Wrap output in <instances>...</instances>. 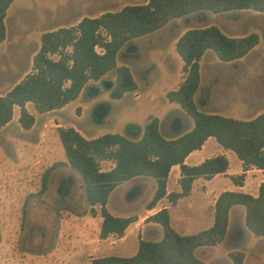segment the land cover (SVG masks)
<instances>
[{"label": "trees", "instance_id": "1", "mask_svg": "<svg viewBox=\"0 0 264 264\" xmlns=\"http://www.w3.org/2000/svg\"><path fill=\"white\" fill-rule=\"evenodd\" d=\"M13 1L0 0V42L6 38L5 17ZM249 9L264 12V0H148L126 4L117 11H104L98 16H83L74 25L44 31L40 47L33 56L32 70L0 95V129L12 120L15 106L20 109L18 123L30 129L35 124V116L27 109V103L40 113L60 109L77 99L84 88L93 89L87 86L91 80L97 81L106 75L114 78L110 97L121 98L138 87L131 69L117 63V56L125 45L166 27L176 18L199 14L205 21L208 12L232 15ZM259 40L257 33L228 36L216 25L191 27L178 36L175 50L183 61L185 75L177 88L166 93V98L181 106L193 120V126L177 136L164 137L159 130V119L154 116L149 117L143 127L128 123V135L108 132L86 138L73 126L58 128L66 161L52 167L68 165L79 173L90 214L95 215V206H100V238L109 234L123 236L128 225L137 219L115 216L107 209L109 195L119 184L135 177L153 178L156 189L146 207L152 209L163 197L175 204L188 195L197 177L209 179L225 173L229 162L224 154L206 158L197 165L184 162L186 156L201 149L210 136L241 160L242 173L231 177L235 184L243 185L247 170L264 169V112L251 119H239L204 112L194 100L201 77L199 61L208 49L213 50L219 60L230 62L245 56ZM98 93L99 89L94 88L91 95ZM177 122L179 130L183 131L186 119L178 117ZM102 160H112L114 166L102 170ZM176 164L180 167L181 191L168 193L167 178ZM49 171L42 175L41 189L46 186ZM234 205L245 207V224L249 231L263 236L264 180L256 196L242 191L221 192L214 206L213 225L194 234H179L170 224L169 210L161 208L146 218L161 225V239L140 238L134 255L92 257L90 264H205L194 252L200 246L216 245L224 239L229 210ZM230 256L234 264H242V252H232Z\"/></svg>", "mask_w": 264, "mask_h": 264}, {"label": "rangeland", "instance_id": "2", "mask_svg": "<svg viewBox=\"0 0 264 264\" xmlns=\"http://www.w3.org/2000/svg\"><path fill=\"white\" fill-rule=\"evenodd\" d=\"M145 1L15 0L7 12L5 23L11 40L16 43L10 46L0 44V81L4 82L0 85V94L5 93L11 86V83H5V81L10 69L15 67L13 58L17 67L23 68L28 52L33 45L40 42V36L44 31L74 25L83 16L99 15L104 11H117L126 4ZM196 25L195 21L186 17L176 18L166 27L153 34L139 37L120 50L117 57L118 65H127L131 69L134 78L140 84L141 91L144 90L146 81L152 82L149 90L154 99L153 102L148 100L145 92L137 103L133 101L132 93L126 98L116 100L115 104L108 102L109 100H106V98L110 99L108 85L113 83L114 78L112 75H106L97 81L91 80L87 85L92 86L93 89H99L98 96L91 95L93 89L85 88L78 100L60 114L51 112L42 116L31 103H28L27 106L38 118L36 126L34 124L30 129L20 126L17 118L18 108H16L12 123L0 130V177L4 179L0 189L2 193H5L0 196V264H38L39 257L48 261L49 264H53L56 259L59 260L61 257L59 254L48 258L47 252L59 246L58 253L60 244L66 240L63 236L71 238L74 235L73 224L77 223L74 217L71 218L67 222L70 226L64 232L62 224L65 225L66 222H62V218H68L67 214L70 213L83 215L88 212L89 205L79 173L68 165L52 167L53 164L66 160L58 137V128L77 126L91 136L102 130L126 134V125L130 122L144 125L149 113L155 112L156 105L161 102L164 88L171 89L177 86L184 77L182 60L175 48L173 49V43L179 34ZM14 48L16 52L13 51L10 55ZM168 64L176 75L179 72L176 81L172 76L166 77ZM149 67H154L150 75ZM206 68L207 66L204 65L201 69L204 82H208ZM215 78L222 82L226 77L215 76ZM222 84L215 90L218 100L224 97L220 93L225 90L226 82ZM257 91L256 88H248L249 102L257 96ZM196 102L200 104L198 97ZM173 105V107L181 108L179 104ZM105 113L107 118L106 115L104 117ZM232 116L247 119L249 112L241 109L239 113L230 117ZM190 120L193 124V120L191 118ZM176 123L177 120H173V124ZM56 124L60 125L56 126ZM189 127L190 124L186 120L184 130ZM111 166L109 162L100 165L102 170H107ZM47 169L50 171L46 186L41 189L42 175ZM170 186H173L172 179ZM155 187L156 182L153 178H134L110 193L107 207L117 216L125 217L134 212L141 213L153 196ZM173 224L180 233H193L199 230L180 229L175 209ZM94 225L92 224V227ZM243 247L249 254L246 264L255 262L253 255H258L260 260L264 261V248L261 250L264 247L263 237L249 231ZM65 248L71 251L67 253L66 250L64 254H61L64 255L60 260L63 264H85L89 253L87 245L80 243L76 246H65ZM41 253L46 257L40 256Z\"/></svg>", "mask_w": 264, "mask_h": 264}, {"label": "crops", "instance_id": "3", "mask_svg": "<svg viewBox=\"0 0 264 264\" xmlns=\"http://www.w3.org/2000/svg\"><path fill=\"white\" fill-rule=\"evenodd\" d=\"M147 1L148 0H146L145 2ZM93 16H98V14L90 15V17ZM81 18H79L78 21ZM186 18L191 19L192 21H195L197 23L196 26H192V27L216 25L222 30V32H224L228 36L239 37L250 33H257L260 37L259 43L252 50H250L245 56L234 61L223 62L219 60V58L216 56L214 51L211 49H208L204 53V55L201 57L199 61L200 75H201V69L204 67V65H206L207 66L206 69L208 71V76H207L208 82L205 81L206 82L205 83L202 80V76L200 77V83L194 95V100L195 103L197 104V107L204 112L217 113L224 116L227 115L229 117L231 115H235L239 113L241 109H244L245 112L246 111L249 112V116L247 119H251L256 115L264 112V12H258L250 9L238 11L232 15L228 13L208 12L207 19L205 21H202V16L199 14H192L187 16ZM77 22H75L74 24H76ZM181 34H179V36ZM177 38L174 40L175 42L173 43L174 45L173 49L175 48ZM15 43L16 41L11 40V36L8 31L5 40L0 42V44L4 46L14 45ZM39 47H40V42H37L36 45H33V48H31V50L28 52L25 58V60L26 59L27 60L23 68H18L16 65V61L13 58L15 67H13V69H10L9 71L10 73L6 77V81H5V83H11V86L7 89V91L11 87H13L16 83H18L28 72L32 70L33 56L36 53V51L39 49ZM7 50L9 51V48H7ZM13 51L16 52V48H14L12 52H10V55L13 54ZM148 69L150 75L151 72L154 70V67L153 68L149 67ZM165 74L166 77L172 76L175 79V81L178 79L179 76V72H177L176 75V73L172 71L171 65L169 64L168 67L166 68ZM215 76L216 77L222 76L226 78H224L225 81L223 80L222 82H219L217 81V78H215ZM183 78L179 81V84L181 83ZM174 79H169V80L174 81ZM223 82H226V88L224 91L220 93V95H224V97L221 100H218V97L215 95V90H217V88L221 86ZM1 83L4 84V82L0 81V85H2ZM179 84L171 89L177 88ZM137 85L138 87L136 90L126 92L121 98L118 99L126 98L130 93H132L134 96L133 101L137 103L144 95L143 92H145L147 94L148 100L150 102L151 101L153 102L154 99L149 90L150 87L152 86V82L146 81V85L143 91H141L139 82H137ZM248 88L258 89V91L256 92L257 96L254 97L253 100H251V102H249L248 99V94H247ZM171 89L164 88L161 102L156 105L155 112L149 113V116L147 117V120L151 116L158 117L159 130L161 134L166 138H172L174 136H177L180 133L191 129L193 126V124H191V120L189 116L185 114L184 110L182 108L173 107L174 106L173 104L175 102H170L166 98V93ZM80 95L78 96V98L80 97ZM197 97L200 104L196 102ZM78 98L69 102L60 109H55L44 113L39 112V113L42 116L50 114L51 112H57L55 114H60L70 104L78 100ZM118 99H113L111 97L110 99L106 98V100H109L108 102L112 104H115L116 100ZM27 104L26 107L29 110V112L35 115V113H33V111L29 109ZM16 108H18V115H17L18 118L20 114V109L18 106H15L14 111H16ZM105 115L106 113L104 114V117ZM178 117H183L187 120V122H189L190 127L187 130H183V131L179 130L178 122L175 125L173 124V120L175 119L177 120ZM12 121L13 118L3 128L11 124ZM37 121L38 118L35 115V126L37 124ZM130 123H136L139 124L141 127H143V125L138 122H130ZM59 125L60 124H56V126ZM3 128H1L0 130H2ZM74 128H76L86 138H93L108 133L105 132L107 130H102L101 132H96L95 134L88 136L82 128L77 126H74ZM112 133H118V132H112ZM123 135H127V131L126 134ZM219 154H224L229 162V166L225 173L216 174L209 179L205 177L195 178L193 180L190 193L186 196L179 198L175 204H171V202L168 200L167 197H163L156 203V205L152 209L145 208V210L141 213L134 212L129 214L128 216H135L137 217V219L128 225L123 236L109 234L106 238H100L99 234H100V225L102 222V216L100 213L99 205L95 206V209L97 211L95 215H91L89 210L87 213L83 215H78L73 213L67 214L68 218L66 217L62 218V222L64 221L66 222L65 225L62 224V230H64V232L67 230L66 228L70 226L69 224H67V222L74 217L77 220V223L73 224L72 227L73 228L72 231L74 235L71 236V238L63 236V239L66 240L64 241L63 244H60L61 253H59L60 251L57 253V249H59V246L57 247V249L56 247L51 248V250H48L47 252L48 258H50V256L59 254V256L61 257H59V260L56 259L53 262V264H55L56 262L57 263L60 262L63 264V261L60 260L64 256L61 254H64L67 250L65 246H71V245L76 246L79 245L80 243H83L89 247V253L86 256L87 258L85 264H90L89 259L92 257H103L108 255H116L123 257L132 256L138 250L140 238L145 240H159L162 238L163 231L161 225L157 222L146 220V218H148L150 215L154 214L161 208H167L169 210L170 224L179 234L187 235V234H194L196 232L193 233L179 232V230L173 224L174 209L177 212V223L180 229L186 231H196L194 229H199L197 230L198 232L211 227L214 223L215 202L221 192L225 190L242 191L256 196L259 191V185L264 180V169L251 168L246 171V176L243 185L235 184L231 179V177L242 173L243 171L242 162L232 150L223 148L217 142L215 137L212 136L207 138V140L202 145L201 149H197L190 152L186 156L184 162L188 165H197L203 162L206 158L213 157ZM65 161L66 160H64V162ZM108 162L112 164V166L109 168L111 169L114 166V162L112 160H102L100 162V165ZM143 178H148V177H143ZM171 179L173 180L172 187L170 186ZM179 179H180V167L178 164H176L171 167V170L167 178L168 193L171 191H176V192L181 191V187L179 185ZM132 180H134V178L125 181L121 184H124L126 182H131ZM3 182L4 179L0 177V185ZM121 184H119L117 187H119ZM2 194L4 195L5 193H2L0 189V196ZM109 212L117 216L115 212H112L110 210ZM92 224H95L94 227H92ZM62 230L60 231L62 232ZM248 234H249V229L245 224V207L242 205H234L229 210L227 232L225 234L224 239L221 242L217 243L216 245L200 246L196 248L194 253L196 257L201 259L205 264H234L230 256V253L239 251L242 252L244 255L242 264H246L249 258V254L247 253L243 245L246 241ZM261 237H263V241H264V235ZM263 248L264 247H262L261 250H263ZM70 251H71L70 249L67 250V253H70ZM98 253H102V254H98ZM40 256L46 257L45 255H43V253H41ZM253 256H255L254 257L255 262L251 264H264V261H261L258 255H253ZM39 258L40 261L38 264H49L47 263L48 261L46 262V260H42L41 257Z\"/></svg>", "mask_w": 264, "mask_h": 264}, {"label": "water", "instance_id": "4", "mask_svg": "<svg viewBox=\"0 0 264 264\" xmlns=\"http://www.w3.org/2000/svg\"><path fill=\"white\" fill-rule=\"evenodd\" d=\"M113 83H109L108 88L110 89L112 87Z\"/></svg>", "mask_w": 264, "mask_h": 264}, {"label": "built area", "instance_id": "5", "mask_svg": "<svg viewBox=\"0 0 264 264\" xmlns=\"http://www.w3.org/2000/svg\"><path fill=\"white\" fill-rule=\"evenodd\" d=\"M98 50H100V48H97Z\"/></svg>", "mask_w": 264, "mask_h": 264}]
</instances>
